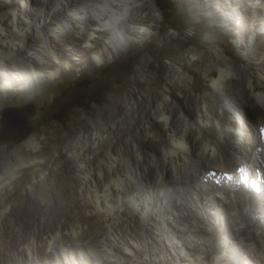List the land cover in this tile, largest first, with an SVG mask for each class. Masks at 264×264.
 Segmentation results:
<instances>
[{
  "label": "bare ground",
  "instance_id": "6f19581e",
  "mask_svg": "<svg viewBox=\"0 0 264 264\" xmlns=\"http://www.w3.org/2000/svg\"><path fill=\"white\" fill-rule=\"evenodd\" d=\"M217 1L209 21L242 60L230 61L219 45L210 57L187 53L213 78V94L191 105L194 119L167 85L139 104L118 92L97 118L84 115L62 151L46 159L32 137L8 160L0 185L17 190L23 167L62 165L72 146L76 178L71 189H48V179L58 183L56 175L69 179L71 171L39 173L25 195L30 207L21 202L3 214L0 264H264V0ZM3 2L0 98L33 97L53 79L106 63L131 39L153 37L163 19L156 0ZM177 70L175 87L187 82L184 68ZM75 198L83 206L68 203ZM89 208L94 215L83 217Z\"/></svg>",
  "mask_w": 264,
  "mask_h": 264
},
{
  "label": "rangeland",
  "instance_id": "374dc122",
  "mask_svg": "<svg viewBox=\"0 0 264 264\" xmlns=\"http://www.w3.org/2000/svg\"><path fill=\"white\" fill-rule=\"evenodd\" d=\"M159 1L156 0V4L163 14V19L160 29L156 30L153 37L144 40L131 39L128 47L106 63L87 66L72 75L53 79L33 97L17 92L0 98V129L4 110L32 106L31 110L34 115L29 119L32 132L26 140L32 137L38 139L40 144L35 145V151L44 150L38 155H45L47 159L52 155L53 149L63 150L65 137L83 129L84 115L97 118L96 113L110 106L118 92L132 94L139 104L165 85L169 87L171 96L178 102L185 114L194 119L198 113L196 110L192 111L191 105L196 97L199 99L203 95L213 94V78L204 75V66L201 64L194 66L193 62L197 58L191 61L187 58V53L197 49L207 53L210 57V50L219 45L220 50L226 49L230 61L240 64L242 58L229 35L218 25L211 24L209 21L207 11H215V8L219 6L217 0H170L168 5L170 10L161 8ZM1 4H4L3 0H0V6ZM18 6L21 11L26 9V5L18 4ZM7 12H9V7L0 8V16ZM214 58L217 62L221 61L218 55ZM178 67L184 68L187 82L182 81L179 86L175 87L170 82L176 75ZM159 129L162 128L158 127L157 133ZM162 131L165 132L164 129ZM43 132L46 135H43ZM26 140L19 144L0 142V175H5V164L8 160L12 159V162H15L16 152L24 151L22 145ZM70 147L63 153L62 165H57L55 162L53 165H48L42 162L34 166L23 167L21 169L23 173H20L16 179L20 182L19 189H15L16 183H13L12 187L0 185V222L4 219L3 214L18 207L21 202L30 207L25 195L32 189V186H38L41 180L38 177L39 173L43 174V178L45 175L44 179H47L54 172L62 171L60 174H64L66 171H71V178L56 175L55 179L58 183L50 182L48 179L43 186L48 189L53 184H57L59 188L63 184H67L69 189L73 187V180L76 178L74 169L76 168L74 165H68L67 157L70 156L68 153L73 151ZM23 174H28L27 181ZM252 176L254 178L253 174ZM68 180L70 181L68 183H59ZM39 186H42L41 183ZM7 196L9 200L1 205ZM68 203L81 206L84 204L80 198H75ZM82 215L89 218L94 215V211L91 208L85 209ZM229 242L232 243L230 240Z\"/></svg>",
  "mask_w": 264,
  "mask_h": 264
},
{
  "label": "water",
  "instance_id": "95a60500",
  "mask_svg": "<svg viewBox=\"0 0 264 264\" xmlns=\"http://www.w3.org/2000/svg\"><path fill=\"white\" fill-rule=\"evenodd\" d=\"M32 106L24 108H8L3 111L0 129V142L19 144L26 140L32 126L29 119L34 115Z\"/></svg>",
  "mask_w": 264,
  "mask_h": 264
},
{
  "label": "trees",
  "instance_id": "16d2710c",
  "mask_svg": "<svg viewBox=\"0 0 264 264\" xmlns=\"http://www.w3.org/2000/svg\"><path fill=\"white\" fill-rule=\"evenodd\" d=\"M169 1L170 0H160L159 1V6L161 7V8H165V9H167V10H170V8H169Z\"/></svg>",
  "mask_w": 264,
  "mask_h": 264
}]
</instances>
